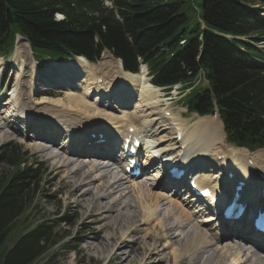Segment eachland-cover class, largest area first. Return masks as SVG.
Instances as JSON below:
<instances>
[{
	"label": "trees",
	"instance_id": "1",
	"mask_svg": "<svg viewBox=\"0 0 264 264\" xmlns=\"http://www.w3.org/2000/svg\"><path fill=\"white\" fill-rule=\"evenodd\" d=\"M194 2L198 6L191 0H112L108 7L104 0H0V53H9L20 32L36 51L58 59L81 54L96 60L108 48L137 71L142 57L155 84L185 85L190 113L217 109L228 143L264 148V52L227 38L264 40V0ZM201 70L208 85L195 89ZM27 155L12 143L0 150V264H61L60 254L43 259L60 241L61 220L27 231L41 186V170Z\"/></svg>",
	"mask_w": 264,
	"mask_h": 264
},
{
	"label": "bare ground",
	"instance_id": "2",
	"mask_svg": "<svg viewBox=\"0 0 264 264\" xmlns=\"http://www.w3.org/2000/svg\"><path fill=\"white\" fill-rule=\"evenodd\" d=\"M60 17V19L64 18L62 16ZM23 44L24 46L22 48ZM27 44V41L19 39L14 49L13 56L17 61L16 64L18 67L16 75L17 77H23L21 82L25 79L27 80L29 85H27L28 88L30 87V78L24 75V73L28 71L27 69L29 67L26 64L28 60L24 55L25 52L28 59L33 62L31 82L39 77L31 52L28 53L26 50H29ZM109 58L110 59L107 60V57L104 55L97 64L90 63L83 57L67 60L60 64L53 63L54 65L48 72L53 76L50 78L55 79V82L66 83L71 79L72 75L80 73L83 77L77 83L79 84V87L74 91L67 92L66 98L55 99L48 96L45 98L43 97L44 99L39 103H49V105L43 107V110L41 109L42 113H39V110L36 111L37 109L34 110L33 108L35 107L31 106V102H26L25 100L24 102L23 99L25 98H22L23 94L18 91L11 98L12 103H14L12 106L14 107L15 113H13V111L10 112L11 110H5V115L0 114V127L8 129L23 125L21 128H26V126L27 128L28 126L30 128L32 127L31 125L37 124L47 128L45 131H48L53 136L50 135L39 138L37 135L39 130H37L36 133L32 135V137H36L35 142H33V148L41 151H47L49 158L56 160L61 171L72 166L73 177L82 179L77 187V190H80L83 187L87 190L89 187L87 191L85 190V192L81 193L82 197L85 198L87 195L94 193L99 199L111 198L112 200V204L106 206L105 211L99 214L91 215L93 216V224L94 222L104 220L108 216L107 213L116 210L118 216L115 218V224L122 225L123 222L126 221L124 218H127L130 221L139 216L137 213L131 214L132 211L129 212L131 208H139L141 209V212H145L139 219L144 227L137 225L136 229H139V231H146L144 234L146 237L152 236L154 245L160 240H164V246L166 248H172L177 261L178 259H181L185 253L195 256L201 251L212 249V255H207L203 263L264 264V257L258 256V254L251 247V242L249 241L244 242L245 245L234 242L228 243V245L220 243V236H231L227 231L228 229H231V227H234L232 226L234 225L233 223L228 224L226 227L230 228L226 229H222L219 224L218 227H215V231H212L214 228L204 229L202 225L208 224L210 226L213 222H216L214 220L217 218L211 215L201 216L205 212H201L200 210L192 211L190 209L193 200H187L186 203L184 202L185 200L180 199L176 191L171 193L167 192V187L165 184H162L163 175L161 172H168L172 166L171 160L168 161L165 159L168 161L167 164L161 163L162 169H160L161 171L155 175V178L152 179L149 177V180L152 181L150 187L147 185L149 180H147V182L133 181L129 186L131 189H128L129 187H127L125 183L126 188L121 193L119 189L115 191L116 185L122 182L124 183L125 178L120 177L119 179L112 181L110 172H106V169L109 166L108 161L112 158L114 160H118L120 155L106 153L107 156L102 159H105L107 164H101V162L96 163V159L99 158L101 154L100 152L104 151H89L91 148L89 147L87 149L89 156L80 155L81 150L85 148L84 142L81 139L84 137V134L81 130L86 125L96 124L103 131L109 132L110 136L114 135L113 137L118 135L125 137L128 135L129 130H133L138 138L141 139L144 138L142 137V131L140 128L142 129L141 126L144 125V127L148 129L146 132L151 133V135H158L160 130L167 128H173V130H175L174 139H176L178 133L183 135L181 141L188 144L185 151L186 153L184 156H180V150H177L176 157L178 160L180 159L183 164H187V166H190L191 168L197 167L195 166L197 165V162L202 164L199 169V172L201 173L195 181L197 184H201L202 186H212L214 189H217L215 185L211 184L214 183L212 178L203 174V172L206 173V170H209L210 168L213 178L219 179L220 182L227 184V186L232 183L237 184L238 180L241 179L245 181L243 185L246 187L250 181L257 180V170L264 171V151L250 153L244 148H233L231 146L229 150H226V153L220 151L225 144V133L223 123L218 116H200V118L197 119L191 126L174 113H172L171 120L169 121L163 120L162 116H160L153 118L152 122L148 121V123H144V121H146L149 117V113H147L148 109H154L158 107L159 103H162L161 101L168 99L162 97L163 94L161 93L160 88L150 83L144 66L143 72L134 75L124 71L121 61L118 59L115 60V56L113 54ZM111 59L117 64L115 67L113 66L114 63H107V61H111ZM111 74L114 76L113 78L111 77ZM99 80L103 81L100 82ZM115 80L116 82L114 83ZM118 83H121V87L116 90L115 86ZM31 88L33 91V83L31 84ZM188 92L189 90H187V93ZM59 93L60 92H56L50 88L44 91V94L46 95H59ZM93 95H97V97L95 99L93 98V101H91L89 97ZM103 98H108V100L106 101ZM1 101L2 99L0 98V103ZM6 104H9V102L5 103L3 107H5ZM130 108H133V110ZM160 108H162V106ZM155 112L157 113V111ZM158 114H160V112ZM74 128L77 130H74ZM62 129L66 134V137L62 139V146L59 145V151L53 150L51 152V148L57 145V143H54L53 140L55 137H58L60 134L59 130ZM114 139L116 138L109 139L108 144H102L104 145V148H101L100 150L110 149L112 144L115 145ZM76 141H81V143L77 144L75 143ZM173 148V150H176V146ZM157 151L158 150L154 148L147 149L145 147L146 159H143L142 163L147 166V164H149V162L154 160L156 157L159 156L160 158V155L158 154L159 152L157 153ZM244 151H246L247 154H245ZM96 152L99 154H96ZM259 157L263 161H259ZM79 159H83V162L79 163ZM249 160H252L254 163L253 166L249 164ZM193 161L196 163L193 164ZM226 166L233 167V171L236 172L235 179L226 177L225 173L221 171V168ZM86 168H88V170H86ZM217 168H219L220 173H218ZM95 184H98L101 189L98 190L96 187H90ZM253 189H255V187H253ZM131 191L136 193L134 196L135 199L127 197V194ZM183 197L188 196L184 195ZM163 206L165 207L163 208ZM120 207H123L128 211L120 213ZM248 212L249 215L252 214L251 210ZM198 216H201V218H199L201 220H196L197 222H195L193 219ZM157 218H159L158 221L160 226L155 230L151 224ZM171 219H173L172 222L170 221ZM190 223H193V225L190 226ZM212 225L215 226L214 224ZM243 226L248 229L247 225L243 224ZM169 229L175 231V235L178 232L176 236L185 237L184 242L180 244L181 248H177L169 240V234L167 232ZM107 237L110 238V234ZM232 239L233 237H231V241ZM251 239L253 241L255 240V243L258 241L257 239H254V236H252ZM125 247L126 246L121 244L117 248V252L124 256L123 259L127 254L126 260H129L135 249H130V252L126 253ZM115 248L116 247L110 249L111 251L109 255L116 253V251H114ZM161 253V251L153 249L152 252L146 256L145 261H149L148 264H159L152 262L151 258L159 257ZM162 260L163 259H160V261Z\"/></svg>",
	"mask_w": 264,
	"mask_h": 264
},
{
	"label": "rangeland",
	"instance_id": "3",
	"mask_svg": "<svg viewBox=\"0 0 264 264\" xmlns=\"http://www.w3.org/2000/svg\"><path fill=\"white\" fill-rule=\"evenodd\" d=\"M60 16L61 15H58L57 17L61 18ZM111 24L113 25V23H111ZM23 46H24V44L22 45V48H23ZM26 50L28 51V53L30 52V50H28V49H26ZM24 55L28 60L26 64L29 66L27 69L28 71L26 73H24V75H26L30 78V80H29L30 87H28V88H27V85H28L27 80L25 79L23 82H21V79L23 80V77H17V75H16L18 67L16 64L17 61H16L15 57H13V58L11 57V58L6 59V58H2L0 56L2 58L1 59V65H0V68H1L0 71L5 69V71H7V72L9 71V73H10L7 76V78H6V76L2 77L0 75V98L2 99V101L0 103V114L5 115L6 114V113H4L5 110H9V111L11 110L10 112H12L14 110V107L12 106L14 103H12L11 98L18 91L21 92V94H23V95L25 93V95L23 96L25 99H23V101L25 100L26 102H28V101L31 102V106L35 107L33 109L34 110L37 109L36 111L39 110L38 111L39 113H42L41 109L43 107L49 105V103H43L42 104L39 102L48 96V95L44 94V91L46 90L47 87H49V85H52V87H55L54 82L50 81L52 79L50 77H53V76L49 73V74H46L47 80L40 78L37 82H34V80L31 82L32 63L33 62H32V60L28 59V57L26 56V52L24 53ZM31 55H32V58L34 59L32 49H31ZM104 55L105 54H103V56ZM110 55L112 56L111 53H108L107 56L111 57ZM115 60H117V59H115ZM108 62L109 63L111 62L110 64L114 63V61L112 59H111V61L110 60L107 61V63ZM96 64H97V62H96ZM114 64H113V66L115 67L117 64H116V62ZM53 65L54 64H51L48 66L47 72L50 71V69ZM113 66H112V68H113ZM37 74H38V72H37ZM40 74H42V73H40ZM38 77H39V74H38ZM111 77L113 78L114 76L112 75ZM115 82H116V80L114 81V83ZM32 83L34 86L33 91L31 88ZM179 87H180L179 85L175 86V87L173 86L169 92L167 90L163 91L161 89V92L163 94L162 97H165L168 100L161 101L162 103L159 105V108L148 109L147 113H149V117H148L149 120L147 119L146 121H144V123H146V122L148 123V121L152 122L153 118L162 116V112H161L160 107L164 104H165L164 106H169V108L179 118L182 117L181 119L184 122L188 123V125H190V126L193 125V123L197 119L200 118V116L196 118V115H198V114H191V115L186 114L187 108H185L182 105V101H181V99H183L184 93L180 92ZM76 88H77V86H75V85L68 86L66 89L63 90L64 94H63V91H61V90L56 91V92H60V93H59L58 98H55V97L54 98L55 99L66 98L67 92H70L71 90L73 91ZM57 89H60V88H57ZM94 97H96V95L89 97V99L91 101H93ZM8 102H9V104H6V106L3 107L5 105V103H8ZM167 103H169V104H167ZM33 109H31V110H33ZM131 110H133V108H131ZM155 111H157V113ZM159 112H160V114H158ZM13 113H15V112L13 111ZM209 116H212V115H209ZM213 116L217 117V115H213ZM183 118H185L186 120ZM31 126L32 127L30 129L21 128L23 126H20V127L18 126L16 128L14 127V128H8V129L7 128L1 129V127H0V145L4 144L10 140L17 141L26 150H29V152L33 155L32 158L29 157L30 161H37L44 169L47 170L46 174L44 176L43 183H42V184H44V181H46L45 184L47 187L45 190L42 191L43 193L41 195V200L38 203L39 204L38 208L36 210L33 209L30 211V213H32V215L30 216V219L38 220L42 216H47V218H57V217L63 216V212H65V214H71V216L77 218V222L75 223L74 226H72V227L64 226L65 229L70 231V233H69L70 235L66 238L67 243L69 245L78 244L77 248L75 250H71V251H67V249L61 248L67 252L66 255L60 254V256H59L60 260L59 261L61 264H107L108 260H106V257H105L106 254L108 257H111V258L113 257V260L110 263L108 262V264H142V260H145L146 256L149 255L153 249L162 252L159 257L151 258L152 262H155V263H159V264H203V255H208L210 253H213L212 249L208 250V252H206V250H207L206 249L204 251V252H206L205 254H202V253L199 254L200 252L197 253L196 255H198V254L199 255L197 256L196 259H194V256H191L190 254L185 253V255L183 254V257L181 259H178V261H177V259L174 256V252L172 251V248H169V247L166 248L164 246V243H165L164 240H160L159 242H157V244L154 245L153 237L152 236L146 237L144 235L146 233V231H143V230L139 231V229H138V231L141 234L138 231H136L134 234H131V236H130V239H132L134 241V243L129 244L132 247H130L128 244H125L127 242H125V243L123 242L122 245H124L126 247H130L128 251L126 250V253H129L130 249H133V248L135 249V251L132 253L129 260H126L127 254H126L125 258L123 259L124 256L120 255V253L117 252V248L121 245V242H122L121 241L118 243V241L121 238L124 240L127 239V237L129 236V235H127V231L129 233L132 231V230H128V229H132L134 227L135 230H137L136 229L137 225L140 227H144L143 224L139 221V219L141 218L142 214L144 215L145 212H141V209H139V208H131L129 210V212L132 211L131 214L137 213L139 216H137L134 220H130V221L127 218H124V219H126V221L123 222L122 225L121 224L117 225V224H115L116 223L115 218L118 216V213L116 210H114V211L107 213L108 216L104 220H101L100 222L99 221L94 222V224H93V221H92L93 216H91V215L92 214H99V213H102L103 211H105L106 206L112 204L111 198H109L110 201L108 198H106L107 200L102 201L101 199L97 198L94 193L87 195L85 198L82 197L81 193L85 192L86 188L83 187L80 190H77V187H78L79 183L82 181V179H80L78 177H76V178L73 177V174H72L73 167L70 166L66 170L61 171L58 167V163L56 162V160H52L49 158V154L47 151H41V150H37V149L33 148V142H35L36 137H32V135L35 134L37 130L40 131V129H47V128H44V127L37 125V124L31 125ZM141 127H142V129L140 128V130L142 131V137L145 139V142L148 144L146 146V148L147 149L154 148V149L158 150L157 153L159 152L158 154L160 155V158H159V156H158V158H159L160 165L158 167V170L156 171V174H157L159 171H161L160 169H162V164L164 163V161H166V160L173 161V160L178 159L176 157L178 146H177L176 140H174V138H173L174 134H175V130H173V128L172 129L167 128V129H163L161 132L159 131L160 134L158 132V135H151V133L146 132V130H148V129H146L144 127V125H142ZM49 130H51V129H49ZM90 132L91 131H87V133H90ZM50 135L51 134L48 131L47 132L45 131V133H43L41 131L40 136L44 137V136H50ZM51 136H53V135H51ZM55 139H56V137H55ZM56 141H57L58 146L61 145L62 142L60 139H57ZM170 141H174V142L171 143ZM161 142H164V143L160 144ZM175 145L177 146V150H173L174 149L173 147H175ZM159 146H160V148H158ZM58 148H57V145L53 146L51 148V152L53 150L59 151ZM101 148H104V145L99 146V147H95L94 149L92 148V150H94V151H111L112 147H110V149H108V150H105V149L100 150ZM230 148L231 147L229 145L224 144V147H222V149H224V150L221 149L220 151L223 153H226L227 152L226 150L227 149L229 150ZM0 150H1V147H0ZM258 151H264V150H258ZM161 152L162 153L165 152V153L162 154ZM104 153H106V152H104ZM244 153L247 154L246 151H244ZM258 160L263 161L260 157L258 158ZM99 161L100 160H98L96 163H99ZM82 162H83V159H80L79 163H82ZM100 162H102L103 164H106V162L104 163L103 160ZM156 168H157V166L154 165L152 167V170L155 171ZM86 169L88 170V168H86ZM210 170H211V168L209 170H206V172L209 173V174L206 173V175H208L209 178H213V174ZM217 170H218V173H220L219 168H217ZM113 173L114 172L111 169V174H113ZM111 174H110V176L112 177L111 180L112 181L116 180L117 177L115 179ZM155 175H152L153 178H155ZM158 175H160V174H158ZM212 180H214L213 182H215L217 180L216 184L221 186L222 189H224L223 187H228L227 184H220L219 179H212ZM47 183H49V184L47 185ZM51 184H54L55 188H57V190H58V197H57L58 203L55 206H51L49 204L46 206V204H44L43 200H44V197L46 194L53 192V190L50 187ZM128 184L129 183H126V186ZM90 187H92V188L96 187V189H98V190L101 189V188H99L98 184L92 185ZM125 188H126L125 183L122 182V183H119L116 185L115 191H117V189H119L122 193ZM88 189H89V187H88ZM135 194H136L135 192L131 191L130 193L127 194V197L135 199V197H134ZM151 203H152V201H151ZM164 207L165 206H163V208ZM120 209H121L120 213L128 211L127 209H125L123 207H120ZM191 209L196 210L195 206H192ZM36 213L37 214L40 213V214L35 215ZM34 215H35V217H33ZM135 220H137V221H135ZM158 220H159V218L155 219L151 224V225H153L155 230L157 227L160 226V223ZM193 220L198 221L199 218L195 217ZM84 221H85V223H84ZM170 221L172 222L173 219H171ZM213 223H215V222H213ZM212 224L210 226L208 224H204V225H202V227L204 229H207V228L212 229L214 227ZM189 225L192 226L193 223H190ZM216 226H218V225H216ZM115 228L119 229V231L117 233H116ZM114 230H115V232H114ZM106 231H110V232L107 233ZM167 232L169 234V236H168L169 240L173 243V245H175L177 248H181L180 244L184 242L185 237L176 236L178 234V232L175 235L174 234L175 231H173L171 229H169V231L167 230ZM109 234H110V238L107 237ZM184 236H185V233H184ZM10 237L13 240L14 238H17V235L12 234ZM89 237H91L92 239ZM94 237H97V238L94 239ZM221 237H220V240H221L220 243L221 244L228 245V243H232V241H230V239H231L230 237L224 238V239H222ZM137 239H138V241H137ZM80 240H82L83 243L80 244L79 243ZM90 243L94 244L92 246L93 249L91 247H88V246L86 247V245L90 244ZM118 244H120V245H118ZM241 245H245V243L243 242ZM113 247H116L114 250V251H116V253L109 255V253L111 251L110 249H112ZM135 254H137L136 257H134ZM115 255H116V257H114ZM143 256H144V259H141ZM46 258H47V256H45L43 259H46ZM160 259H163V261L161 262ZM148 262H145V264H148Z\"/></svg>",
	"mask_w": 264,
	"mask_h": 264
}]
</instances>
